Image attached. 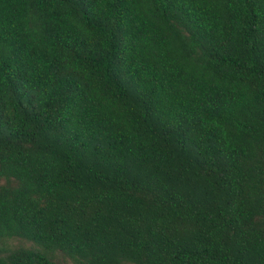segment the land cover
I'll return each mask as SVG.
<instances>
[{
	"label": "trees",
	"instance_id": "1",
	"mask_svg": "<svg viewBox=\"0 0 264 264\" xmlns=\"http://www.w3.org/2000/svg\"><path fill=\"white\" fill-rule=\"evenodd\" d=\"M0 178V264H264V0H0Z\"/></svg>",
	"mask_w": 264,
	"mask_h": 264
},
{
	"label": "rangeland",
	"instance_id": "2",
	"mask_svg": "<svg viewBox=\"0 0 264 264\" xmlns=\"http://www.w3.org/2000/svg\"><path fill=\"white\" fill-rule=\"evenodd\" d=\"M6 180L4 178H0V184H6ZM257 223L261 225L263 220L257 219ZM37 246L29 241L23 239L15 238H7L0 240V257L7 256L11 252H15L20 249H36ZM53 260L58 262V264H72V262L62 255V253L55 252L53 255Z\"/></svg>",
	"mask_w": 264,
	"mask_h": 264
}]
</instances>
